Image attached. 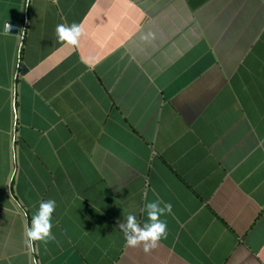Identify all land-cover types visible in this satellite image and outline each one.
I'll return each instance as SVG.
<instances>
[{"label":"crops","instance_id":"crops-1","mask_svg":"<svg viewBox=\"0 0 264 264\" xmlns=\"http://www.w3.org/2000/svg\"><path fill=\"white\" fill-rule=\"evenodd\" d=\"M0 264H264V0H0Z\"/></svg>","mask_w":264,"mask_h":264},{"label":"clouds","instance_id":"clouds-1","mask_svg":"<svg viewBox=\"0 0 264 264\" xmlns=\"http://www.w3.org/2000/svg\"><path fill=\"white\" fill-rule=\"evenodd\" d=\"M9 31V25H5ZM57 38L69 45L76 46L84 34L82 24L72 23L71 25L58 24L55 29ZM141 39L151 43L156 39V34L149 31ZM57 208V202L54 199L41 201L39 207L32 217L29 226H26L25 236L26 245L32 249L35 242L47 243L53 239V214ZM144 211L147 219L143 225L137 222L136 215L129 213L126 222L120 225L123 232L125 243L128 247L136 248L143 245V251L147 254L155 250L159 243L167 238L168 224L162 217L172 212L171 203L161 204V201L154 200L144 205Z\"/></svg>","mask_w":264,"mask_h":264},{"label":"water","instance_id":"water-1","mask_svg":"<svg viewBox=\"0 0 264 264\" xmlns=\"http://www.w3.org/2000/svg\"><path fill=\"white\" fill-rule=\"evenodd\" d=\"M9 25V32H12V33H18L19 32V27H20V25H19V23H9L8 24ZM27 70V67L25 66L24 67V71H26Z\"/></svg>","mask_w":264,"mask_h":264}]
</instances>
